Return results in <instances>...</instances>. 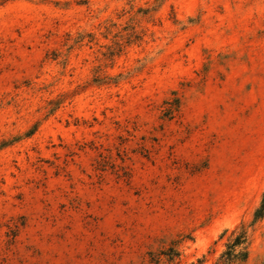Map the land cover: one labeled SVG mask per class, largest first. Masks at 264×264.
Returning a JSON list of instances; mask_svg holds the SVG:
<instances>
[{
    "label": "rangeland",
    "instance_id": "obj_1",
    "mask_svg": "<svg viewBox=\"0 0 264 264\" xmlns=\"http://www.w3.org/2000/svg\"><path fill=\"white\" fill-rule=\"evenodd\" d=\"M263 194L264 0H0V264H214Z\"/></svg>",
    "mask_w": 264,
    "mask_h": 264
},
{
    "label": "trees",
    "instance_id": "obj_2",
    "mask_svg": "<svg viewBox=\"0 0 264 264\" xmlns=\"http://www.w3.org/2000/svg\"><path fill=\"white\" fill-rule=\"evenodd\" d=\"M262 220H264V194L260 206L254 213L253 223L249 227L242 224L240 227L231 232L230 238L225 246V250L216 259L214 264H247L251 246L250 228L254 227ZM176 256V254L171 252L170 255H167L168 262H173ZM153 263L159 264L160 259H152V264ZM199 264H201V262H199Z\"/></svg>",
    "mask_w": 264,
    "mask_h": 264
}]
</instances>
